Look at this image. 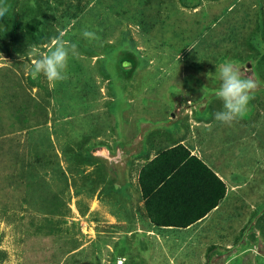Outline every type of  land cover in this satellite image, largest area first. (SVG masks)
Masks as SVG:
<instances>
[{
	"label": "rangeland",
	"instance_id": "rangeland-1",
	"mask_svg": "<svg viewBox=\"0 0 264 264\" xmlns=\"http://www.w3.org/2000/svg\"><path fill=\"white\" fill-rule=\"evenodd\" d=\"M263 58L264 0H0V264H264ZM150 121L219 131L188 234L143 228Z\"/></svg>",
	"mask_w": 264,
	"mask_h": 264
},
{
	"label": "trees",
	"instance_id": "trees-1",
	"mask_svg": "<svg viewBox=\"0 0 264 264\" xmlns=\"http://www.w3.org/2000/svg\"><path fill=\"white\" fill-rule=\"evenodd\" d=\"M179 150L185 152L180 154ZM137 181L147 214L154 221L152 205L163 225L184 227L194 223L218 206L226 192L215 173L182 145L160 151L140 168Z\"/></svg>",
	"mask_w": 264,
	"mask_h": 264
},
{
	"label": "crops",
	"instance_id": "crops-1",
	"mask_svg": "<svg viewBox=\"0 0 264 264\" xmlns=\"http://www.w3.org/2000/svg\"><path fill=\"white\" fill-rule=\"evenodd\" d=\"M163 122V121H162ZM196 123V122H195ZM204 128L208 127L207 123H203ZM152 126V121L145 125L143 128L140 130H136L135 136L138 138V142L142 146V150L138 152V154L135 156L136 160L135 163H139L142 161V165H140V168H142L145 164H147L151 159H153L160 151L171 149L172 147H175L177 145H182L190 155H194L200 161H202L206 166H208L214 173L215 175L224 183L225 179L219 174V172L216 170L217 167H214L215 164H217V156L219 151L221 150L219 147L216 146L221 144L214 138L213 134L217 131L215 128L212 129L207 135L202 136V137H196L195 136V130L191 129L193 125H187L186 133H181L182 131H177L174 132L175 130H181V128L173 129L171 134L168 133L167 131H164L162 137H161V143H157L155 145V142H157L155 136H153L152 133L149 134L148 129L151 128ZM143 129V130H142ZM142 130V131H141ZM152 130V129H151ZM203 132H208L204 131L203 129L200 130V134ZM224 133L227 134V131H224ZM228 135V134H227ZM230 135V133H229ZM207 141H211L212 143H209ZM158 145H162L161 147H156ZM156 147V150L154 149ZM219 148V149H217ZM180 152H185L184 150ZM148 152V153H147ZM171 153V152H170ZM169 153V154H170ZM145 154H148V156H145ZM170 156V155H169ZM170 160V159H168ZM172 161V160H170ZM168 161H164V163H167ZM139 168V170H140ZM218 169V168H217ZM139 172V171H138ZM135 174V172H134ZM136 176V174H135ZM137 177V176H136ZM137 181V179L135 180ZM227 195V188L226 192L223 196V198L219 201L218 206L213 208L211 211H209L204 217L198 219L194 223L188 225V226H177V225H163L159 222L160 216H158L157 210H155L152 205H151V213L154 215V221H152V218H148L144 216L143 219V224H144V229L147 230V232H150L151 234L154 235H165L164 233L167 231H177L181 230L184 233H189L190 229L194 227L196 224L200 223V226L202 227L205 225L206 218H208L210 215L213 214V212L219 208L221 205V202ZM155 222H158L160 224H155ZM201 227V228H202ZM170 241H168L165 244H169ZM196 242V239L194 243ZM193 243V244H194Z\"/></svg>",
	"mask_w": 264,
	"mask_h": 264
},
{
	"label": "water",
	"instance_id": "water-1",
	"mask_svg": "<svg viewBox=\"0 0 264 264\" xmlns=\"http://www.w3.org/2000/svg\"><path fill=\"white\" fill-rule=\"evenodd\" d=\"M118 263L120 264V263H121V261H118Z\"/></svg>",
	"mask_w": 264,
	"mask_h": 264
}]
</instances>
